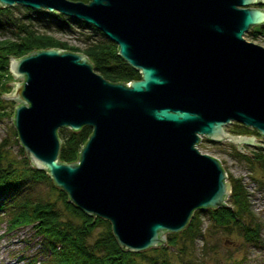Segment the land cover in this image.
<instances>
[{
    "label": "water",
    "instance_id": "water-1",
    "mask_svg": "<svg viewBox=\"0 0 264 264\" xmlns=\"http://www.w3.org/2000/svg\"><path fill=\"white\" fill-rule=\"evenodd\" d=\"M264 0H0L84 19L118 45L141 77L111 81L87 54L50 46L11 56L2 97L31 163L88 215L109 219L123 249L166 242L196 208L227 205L221 160L210 140L253 143L234 121L264 136V45L245 38L264 24ZM89 124L75 162L60 159L58 130ZM264 139V138H261Z\"/></svg>",
    "mask_w": 264,
    "mask_h": 264
},
{
    "label": "trees",
    "instance_id": "trees-1",
    "mask_svg": "<svg viewBox=\"0 0 264 264\" xmlns=\"http://www.w3.org/2000/svg\"><path fill=\"white\" fill-rule=\"evenodd\" d=\"M17 8L25 12L19 15L16 13ZM258 27L264 30L261 24L251 27L250 31L254 35L262 33L263 30ZM6 30H11V34L0 38V107L5 106L2 94L12 88L7 81L14 76L9 68L10 57L50 46L84 52L94 69L111 81L128 82L141 77L140 71L118 53L117 43L84 19L20 3L0 5V32ZM51 30L82 36L83 46L57 38L50 33ZM14 107L10 111L12 116ZM227 129L234 133L254 131L259 134L257 129L236 121L228 125ZM92 130L89 124L77 130L68 126L60 127V159L66 162L77 161L81 147ZM15 133L18 136L17 130ZM0 146V218L6 216L4 218L9 231L30 225L32 234L40 243L35 254H21L18 264H211L210 259L194 261L183 255L189 251L190 241L194 243L203 236V212H208L213 222L227 232L236 231L249 243L259 240L261 223L255 217L250 193L241 178L228 173L231 191L227 205L194 209L188 225L180 232H168L166 242L158 246L140 251L123 249L113 233L111 221L88 215L70 201L68 193L54 184L47 170L39 169L31 163L22 146L19 148L22 155L20 158L10 155L4 142ZM236 152L250 160L253 169L262 174L258 179L264 188V147L257 146L251 153L239 149ZM42 180L58 192L56 197H33L27 191V188ZM57 199L61 200L62 205ZM99 226L102 228L95 235ZM181 233L187 234L181 237Z\"/></svg>",
    "mask_w": 264,
    "mask_h": 264
},
{
    "label": "rangeland",
    "instance_id": "rangeland-1",
    "mask_svg": "<svg viewBox=\"0 0 264 264\" xmlns=\"http://www.w3.org/2000/svg\"><path fill=\"white\" fill-rule=\"evenodd\" d=\"M252 6L264 8V2L252 4ZM24 12L25 10L22 8L16 9V13L19 15ZM257 25L261 24L253 26L256 27ZM259 29L263 30L262 28ZM10 31L11 30L0 32V38L8 37L11 34ZM50 33L54 34L57 38L68 41L70 44L80 45V47L83 46L82 36L78 37L75 33L54 30H51ZM244 36L249 40L264 45V30L262 33L254 35L249 29L244 33ZM10 80L21 81L22 77L13 76L7 81L9 82ZM13 84L14 83L9 85L13 86ZM3 98L5 99V106L0 107V143L4 142V146L9 150L8 153L10 155L20 158L22 155L20 154L19 148L22 145L19 140L17 141L18 136L15 133L17 129L14 125L12 115L10 114V111L17 101L5 96H3ZM230 124L231 123H228L227 127ZM243 134H253L264 138V136L257 133L255 134L254 131ZM261 138H256L255 141L264 144V139ZM197 145L201 151L212 154L221 160L227 171V180H229L228 173L242 179V182L250 193V202L255 217L261 223V232L257 242L249 243L236 231L227 232L225 229L216 225L209 217L208 212H203L201 230L203 236H200L194 243L190 241L189 251L186 254L183 253V255L194 261L201 260V258L210 259L211 264H264V188H262L259 183L262 174L257 171V169H253L250 160L237 154V142L229 140H206L205 135H201V140ZM242 145L243 149L249 152H252L257 146H260L259 144L245 142H243ZM258 176L260 177L259 179ZM27 191L31 193L33 197L37 195L43 197H56L58 194V192L53 190L50 184L45 180L30 186L27 188ZM57 202L62 205L60 199H57ZM2 214L4 215L5 213ZM4 217L0 218V220L3 219L0 221V264H18V258L21 254L33 255L36 253L40 244L39 239L32 234L33 230L30 225L9 231ZM101 228L102 227L99 226L96 229L95 235L98 234ZM167 233L168 232L165 233V238H167ZM186 234L187 233H181V237H184Z\"/></svg>",
    "mask_w": 264,
    "mask_h": 264
},
{
    "label": "bare ground",
    "instance_id": "bare-ground-1",
    "mask_svg": "<svg viewBox=\"0 0 264 264\" xmlns=\"http://www.w3.org/2000/svg\"><path fill=\"white\" fill-rule=\"evenodd\" d=\"M260 135V134H259ZM229 195V194H228ZM228 195H227V197H228ZM95 216H99V215H95ZM101 217V216H100Z\"/></svg>",
    "mask_w": 264,
    "mask_h": 264
}]
</instances>
